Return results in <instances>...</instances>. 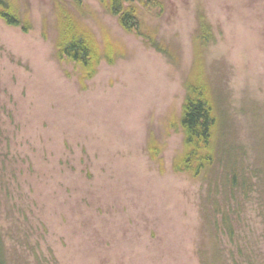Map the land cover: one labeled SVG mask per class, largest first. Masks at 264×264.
I'll return each mask as SVG.
<instances>
[{
	"label": "rangeland",
	"instance_id": "obj_1",
	"mask_svg": "<svg viewBox=\"0 0 264 264\" xmlns=\"http://www.w3.org/2000/svg\"><path fill=\"white\" fill-rule=\"evenodd\" d=\"M11 1L32 28L0 18V234L8 264H202L204 252L227 264H264V0L140 4L144 28L164 52L98 0H85L83 14L72 0ZM60 4L123 55L101 60L82 81V66L57 55ZM201 15L211 29L206 40L196 37ZM196 55L238 161L235 187L231 174L221 186L224 164L212 186L172 169ZM152 145L163 163L151 159Z\"/></svg>",
	"mask_w": 264,
	"mask_h": 264
},
{
	"label": "trees",
	"instance_id": "obj_2",
	"mask_svg": "<svg viewBox=\"0 0 264 264\" xmlns=\"http://www.w3.org/2000/svg\"><path fill=\"white\" fill-rule=\"evenodd\" d=\"M103 9L118 19L119 24L127 31L136 32L157 50L164 52L162 44L158 43L154 32L144 28L140 4L149 5L152 0H98ZM77 11L83 14L86 9L85 0H72ZM59 35L57 39V55L79 63L83 68L82 81L92 78L98 70L101 60L113 64L123 55L122 49L114 43L108 35H104V44L100 43L93 31L83 22L77 13L59 5ZM0 18L8 25L21 26L28 32L32 27L29 20H25L12 4L11 0H0ZM200 27L197 40H206L210 36V26L203 15L200 17ZM201 56V55H200ZM196 55L194 69L186 82V96L182 105L180 128L183 133V148L175 156L172 169L175 172L188 173L193 178L207 180L212 186L218 180L217 167L223 165L226 171L220 178L224 188L231 181L233 186L238 184V161L234 158V151L230 152V143L224 140V122L220 119L218 103L212 91V85L204 71L203 59ZM226 137V136H225ZM224 140V141H223ZM151 159L161 163L162 157L159 146L152 145ZM164 172V167H161ZM218 176V177H217ZM218 183L217 189H219ZM227 212L223 213L222 222L232 234L233 226L228 219ZM202 254V264H227L221 260V255L215 252L210 256ZM0 264H8L5 246L0 234ZM253 264V263H251Z\"/></svg>",
	"mask_w": 264,
	"mask_h": 264
}]
</instances>
